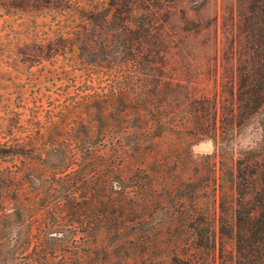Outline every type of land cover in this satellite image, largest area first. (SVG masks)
I'll list each match as a JSON object with an SVG mask.
<instances>
[{"label":"trees","instance_id":"trees-1","mask_svg":"<svg viewBox=\"0 0 264 264\" xmlns=\"http://www.w3.org/2000/svg\"><path fill=\"white\" fill-rule=\"evenodd\" d=\"M76 1L35 0L66 17L15 44L62 75L45 121L39 93L0 119V264H264V0L219 25L175 20V0ZM254 118L258 144L223 149Z\"/></svg>","mask_w":264,"mask_h":264},{"label":"rangeland","instance_id":"rangeland-1","mask_svg":"<svg viewBox=\"0 0 264 264\" xmlns=\"http://www.w3.org/2000/svg\"><path fill=\"white\" fill-rule=\"evenodd\" d=\"M34 1L0 0V119L8 110L20 109V105L31 106L33 97L40 94L42 95L43 108L39 114V119L41 122L45 121L48 116V105L51 103L50 99L57 92L60 84L59 81L52 80V78L62 75L59 74V68L53 69L46 63L37 66L18 65L13 60L17 42L31 37L37 31L38 26L39 33L46 31V28H41L42 21L66 17V10L58 13L49 10H35L30 6ZM88 1L101 3L105 0H77L76 2L88 3ZM238 2L239 0H175V5L185 10L186 13L177 12L174 18L178 20V17L184 16L189 20L210 21L216 16L219 25L223 19L228 17L229 10L235 8ZM57 128L52 127L51 131L56 132V130L58 131ZM260 137L261 131L254 118L238 129L232 138L224 142L222 147L236 156L243 149L255 147L260 141ZM211 149L212 143L210 140L199 142L191 147L192 152L198 154L209 153ZM8 165H11V161L7 158L0 161V167ZM130 167L131 165L125 166L124 171ZM157 199L160 202L163 201V191H159ZM9 207V205H6V212H10ZM198 207L204 210L207 205L202 204ZM157 237L165 242L164 245L169 239V236L165 235L162 229L158 230ZM164 247L162 246L160 251H150L147 259L153 261L164 259L162 254V252H165ZM226 249H230L228 241H226Z\"/></svg>","mask_w":264,"mask_h":264}]
</instances>
